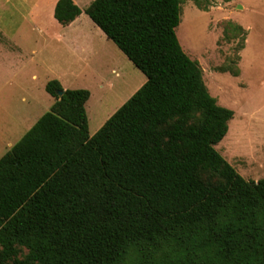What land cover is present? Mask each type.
<instances>
[{
  "label": "trees",
  "instance_id": "1",
  "mask_svg": "<svg viewBox=\"0 0 264 264\" xmlns=\"http://www.w3.org/2000/svg\"><path fill=\"white\" fill-rule=\"evenodd\" d=\"M181 4L85 9L147 80L94 134L90 90L46 84L50 109L0 157V264H264V178L216 149L234 110L184 51ZM81 13L54 10L62 25Z\"/></svg>",
  "mask_w": 264,
  "mask_h": 264
},
{
  "label": "rangeland",
  "instance_id": "2",
  "mask_svg": "<svg viewBox=\"0 0 264 264\" xmlns=\"http://www.w3.org/2000/svg\"><path fill=\"white\" fill-rule=\"evenodd\" d=\"M92 1L77 0L82 14L63 26L49 16L50 0H0V157L50 109V80L90 90L91 134L146 82L85 13ZM181 1L178 39L199 61L211 95L234 110L216 149L257 182L264 178V0Z\"/></svg>",
  "mask_w": 264,
  "mask_h": 264
},
{
  "label": "crops",
  "instance_id": "3",
  "mask_svg": "<svg viewBox=\"0 0 264 264\" xmlns=\"http://www.w3.org/2000/svg\"><path fill=\"white\" fill-rule=\"evenodd\" d=\"M57 1L58 0H50V2H49V12H50V14H49V16H53L54 18L53 19H56L55 18V16H54V10H55V6H56V3H57ZM76 4H78L77 3V0H73ZM82 14V13H81ZM80 17V15L74 20V21H72L71 23H69V24H67V25H63V26H70V25H72L73 23H75L76 21H77V19ZM179 38H180V36H179ZM62 84V83H61Z\"/></svg>",
  "mask_w": 264,
  "mask_h": 264
},
{
  "label": "water",
  "instance_id": "4",
  "mask_svg": "<svg viewBox=\"0 0 264 264\" xmlns=\"http://www.w3.org/2000/svg\"><path fill=\"white\" fill-rule=\"evenodd\" d=\"M58 94H59V95H62V94H63V91H62V90H59V91H58Z\"/></svg>",
  "mask_w": 264,
  "mask_h": 264
}]
</instances>
